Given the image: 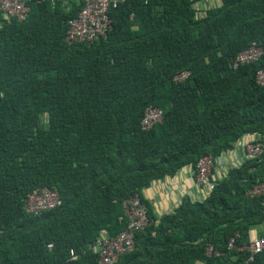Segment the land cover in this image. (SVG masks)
Here are the masks:
<instances>
[{
    "label": "trees",
    "instance_id": "16d2710c",
    "mask_svg": "<svg viewBox=\"0 0 264 264\" xmlns=\"http://www.w3.org/2000/svg\"><path fill=\"white\" fill-rule=\"evenodd\" d=\"M29 5L23 21L0 12V264H99L93 244L126 229L124 202L136 195L150 223L115 264H264V251L248 260L241 249L264 224V194L249 193L264 182V153L211 175L204 199L185 196L168 213L143 194L244 136L264 137V0H125L106 38L72 46L81 0ZM254 42L260 59L233 68ZM150 105L163 119L146 130ZM43 188L62 204L27 212Z\"/></svg>",
    "mask_w": 264,
    "mask_h": 264
},
{
    "label": "built area",
    "instance_id": "2783aa9c",
    "mask_svg": "<svg viewBox=\"0 0 264 264\" xmlns=\"http://www.w3.org/2000/svg\"><path fill=\"white\" fill-rule=\"evenodd\" d=\"M54 2V0H52ZM83 7L76 17L68 22V29L65 36L67 45L72 46L74 43L84 42L92 43L101 38H106L112 29L110 10L116 8L125 0H81ZM31 7L29 0H0V12L7 17H13L19 21L26 20L30 14ZM135 17L134 13L131 15ZM263 53V48L258 43H252L247 49L241 51L232 61L233 68H239L241 65L257 62ZM190 75L189 70H184L175 75L174 80L182 81ZM256 80L260 85H264V66L258 68ZM163 111L161 108L150 105L145 109L142 119L144 129L149 130L155 123L161 122ZM236 153L237 163L241 164L245 158L258 157L264 153V137L259 135L249 137L244 136L237 142ZM242 147L243 152L238 151ZM234 153V154H235ZM223 156L214 158L212 155L202 157L196 168V181L200 186H207L208 191L212 187L213 181L224 176L222 170ZM212 175L213 181L210 176ZM250 195L264 194V182L251 190ZM62 204L59 191L56 189L43 188L38 192L31 194L27 198L26 210L29 213L39 214L43 211L52 210ZM128 225L126 229L117 235H111L104 232L91 248L98 253L99 264H115L119 257L135 247V236L137 231L145 229L150 223L147 205L136 195L124 202ZM239 233L231 236L228 241V249L236 246ZM244 250L250 251L251 255L248 260H252L254 255L264 251V236L252 238L250 242L244 245ZM213 248L209 247L208 253L211 254ZM74 250L71 254L74 255Z\"/></svg>",
    "mask_w": 264,
    "mask_h": 264
},
{
    "label": "crops",
    "instance_id": "0c3cea01",
    "mask_svg": "<svg viewBox=\"0 0 264 264\" xmlns=\"http://www.w3.org/2000/svg\"><path fill=\"white\" fill-rule=\"evenodd\" d=\"M213 1L215 3L219 2V0ZM233 149L223 154L221 164L224 175L227 174L229 165H238L237 156ZM237 150L236 152H243L242 147H238ZM194 174V170L190 166H185L174 176L156 180L149 188L143 190L145 198L150 201L157 215L173 210L185 196H191L193 199H204L207 196L208 187L200 186ZM254 230L256 231L257 228ZM261 234L263 235L264 233L260 231L257 234H253L252 237H258ZM196 264L203 263L197 262Z\"/></svg>",
    "mask_w": 264,
    "mask_h": 264
},
{
    "label": "rangeland",
    "instance_id": "374dc122",
    "mask_svg": "<svg viewBox=\"0 0 264 264\" xmlns=\"http://www.w3.org/2000/svg\"><path fill=\"white\" fill-rule=\"evenodd\" d=\"M257 228V230L255 231L254 229H256ZM260 231H262L263 233H264V224H261V225H258V226H254V227H252V229H251V234L253 235V234H257V233H259Z\"/></svg>",
    "mask_w": 264,
    "mask_h": 264
},
{
    "label": "clouds",
    "instance_id": "9594fccd",
    "mask_svg": "<svg viewBox=\"0 0 264 264\" xmlns=\"http://www.w3.org/2000/svg\"><path fill=\"white\" fill-rule=\"evenodd\" d=\"M238 141H240V140H238ZM238 141H237V142H238ZM236 146H237V143H236V145H235L234 148H236ZM233 150H234V149H233ZM223 154H224V153H222V156H223ZM238 165H240V164H238ZM238 165H237V166H238ZM231 166H235V165H229V167H227V169H229ZM227 172H228V170H227ZM194 173H195V172H194ZM224 176H225V175H224ZM261 236H264V234L261 235Z\"/></svg>",
    "mask_w": 264,
    "mask_h": 264
}]
</instances>
